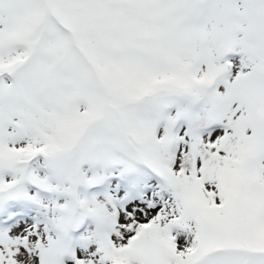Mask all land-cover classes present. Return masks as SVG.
I'll return each mask as SVG.
<instances>
[{
	"label": "snow or ice",
	"instance_id": "1",
	"mask_svg": "<svg viewBox=\"0 0 264 264\" xmlns=\"http://www.w3.org/2000/svg\"><path fill=\"white\" fill-rule=\"evenodd\" d=\"M0 264H264V0H0Z\"/></svg>",
	"mask_w": 264,
	"mask_h": 264
}]
</instances>
